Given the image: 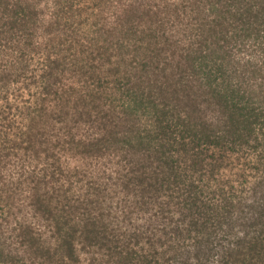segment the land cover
Masks as SVG:
<instances>
[{
	"label": "trees",
	"instance_id": "obj_1",
	"mask_svg": "<svg viewBox=\"0 0 264 264\" xmlns=\"http://www.w3.org/2000/svg\"><path fill=\"white\" fill-rule=\"evenodd\" d=\"M263 235L264 0H0V264H237Z\"/></svg>",
	"mask_w": 264,
	"mask_h": 264
},
{
	"label": "rangeland",
	"instance_id": "obj_2",
	"mask_svg": "<svg viewBox=\"0 0 264 264\" xmlns=\"http://www.w3.org/2000/svg\"><path fill=\"white\" fill-rule=\"evenodd\" d=\"M238 182L240 185L257 182L260 172L256 163L246 167V161L242 157L238 161ZM247 182V183H246ZM262 238V237H261ZM264 238V235H263ZM237 264H264V241L252 242L250 246H244Z\"/></svg>",
	"mask_w": 264,
	"mask_h": 264
}]
</instances>
